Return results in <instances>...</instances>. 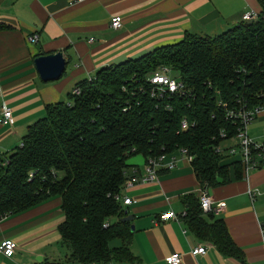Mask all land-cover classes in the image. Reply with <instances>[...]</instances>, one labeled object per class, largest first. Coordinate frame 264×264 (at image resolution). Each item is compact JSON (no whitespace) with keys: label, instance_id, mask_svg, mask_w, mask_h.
I'll return each mask as SVG.
<instances>
[{"label":"trees","instance_id":"1","mask_svg":"<svg viewBox=\"0 0 264 264\" xmlns=\"http://www.w3.org/2000/svg\"><path fill=\"white\" fill-rule=\"evenodd\" d=\"M157 66L176 71L190 95L149 97L145 76ZM74 87L77 95L46 104L20 144L0 154V219L58 196L63 253L55 264H137L129 248L131 221L122 220L128 212L115 198L127 177L125 160L184 147L200 188L241 177L238 159L225 161L213 150L223 140L219 131L231 136L236 127L216 100L228 107L238 99L247 108L264 105V6L254 19L218 34L186 32L175 43L100 67ZM182 117L195 125L180 131ZM181 201L183 221L197 238L244 263L223 219L202 212L199 193Z\"/></svg>","mask_w":264,"mask_h":264},{"label":"crops","instance_id":"2","mask_svg":"<svg viewBox=\"0 0 264 264\" xmlns=\"http://www.w3.org/2000/svg\"><path fill=\"white\" fill-rule=\"evenodd\" d=\"M263 6L264 0H0V154L20 144L26 127L43 115L46 104L66 101L75 84L98 68L175 43L186 32L218 34L240 21L244 12H252L254 19ZM113 15L121 17L118 29L109 26ZM33 32L37 39L28 43L26 36ZM57 51L65 60L64 70L59 78L44 82L33 59ZM1 106L10 109L11 123L1 122ZM263 130L264 108L246 125V134L263 142ZM143 161L140 154L130 156L126 175L132 169L142 175ZM156 175L155 181L120 189L131 199L124 207L132 215L129 248L137 264H171L165 259L170 254L180 255L177 264H264V166L246 174L241 170L240 178L207 188L215 201L224 202L217 217L242 251L244 263L197 238L182 217L159 220L162 213L180 214L185 209L182 195L199 193L190 164L180 160L172 169H158ZM250 191L255 192L253 197ZM60 204L53 196L0 219V241L11 238L16 243L12 256L0 253V264L58 262L63 253L57 231L64 217ZM200 245L205 253L194 254Z\"/></svg>","mask_w":264,"mask_h":264},{"label":"built area","instance_id":"3","mask_svg":"<svg viewBox=\"0 0 264 264\" xmlns=\"http://www.w3.org/2000/svg\"><path fill=\"white\" fill-rule=\"evenodd\" d=\"M80 1V0H75ZM254 17L252 12H244L241 14V20H250ZM121 25V17L119 15H113L110 17L109 26L113 29H118ZM37 39L35 32L30 33L26 36V41L28 43H33ZM171 71L170 67L167 66H157L153 70L147 73L145 76L146 91L148 96L155 99L156 101L161 100V98L167 97V95L176 96H189L191 90L182 79L177 76L176 78L170 77L169 73ZM139 89H142L141 86ZM79 93L78 88L73 87L70 94L77 95ZM232 106L228 107L226 103L222 102L220 99L216 100V105L222 106L224 108V117L229 120L230 124L235 126L234 134L231 136H226L223 130L219 131V137L224 140H231L232 143L222 145L217 144L213 147L216 153L225 155V158L238 159L242 164L243 173L246 174L248 170L256 169L264 166V141L255 142L250 139L246 134V125L252 119L254 114L259 110L264 108L263 106L247 108L244 101L240 99L236 100ZM169 108L168 106H166ZM1 122L11 123V113L10 109L6 106H1ZM190 126L189 120L182 117L179 121V127L182 130H186ZM264 134V130H263ZM184 160L190 164L192 160V155H190L186 148L178 147L169 153H161L156 156H148L144 159L143 163V174H138L137 170L132 169L130 175H127L122 186H131L135 182H145V181H155L157 179L156 172L158 169L169 170L176 166L180 161ZM5 163V160L2 162ZM250 196L253 197L255 192L250 191ZM115 198L121 200L124 205L129 204L131 199L129 197H123L120 194H116ZM199 203L202 212L204 213H214L218 214L224 209V202L222 200L215 201L208 193L207 189H199ZM186 210L184 209L180 214L175 213L170 210L168 212L162 213L159 216L160 221H166L169 219L178 220L179 217H184ZM264 233V229L262 230ZM16 248V243L11 238H3L0 241V253L10 257L13 255ZM194 254H204L206 248L204 245L195 247L193 250ZM166 261L171 264H177L180 262L181 257L179 254H170L167 256ZM93 264V263H90ZM104 264H117L114 262H106ZM127 264V263H124Z\"/></svg>","mask_w":264,"mask_h":264},{"label":"water","instance_id":"4","mask_svg":"<svg viewBox=\"0 0 264 264\" xmlns=\"http://www.w3.org/2000/svg\"><path fill=\"white\" fill-rule=\"evenodd\" d=\"M34 68L40 80L52 81L60 77L64 70L65 60L60 51L47 54H40L33 59ZM127 212V210H125ZM124 221H131L132 215L127 214L122 218ZM131 230H134V225L131 224Z\"/></svg>","mask_w":264,"mask_h":264},{"label":"rangeland","instance_id":"5","mask_svg":"<svg viewBox=\"0 0 264 264\" xmlns=\"http://www.w3.org/2000/svg\"><path fill=\"white\" fill-rule=\"evenodd\" d=\"M241 18V17H240ZM178 73L176 72V71H174V70H172L171 69V71H170V73H169V76L170 77H173V78H176L178 75H177ZM166 107V106H165ZM260 111V110H259ZM258 111V112H259ZM257 113V112H256ZM256 114H254V116H255ZM189 124H190V126H194L195 125V122L194 121H192V120H190L189 121ZM189 127V126H188ZM187 127V128H188ZM179 130L180 131H185V130H182V129H180V127H179ZM229 143H232V141L231 140H224L223 142H221V144L224 146V145H226V144H229ZM130 156H139V154H132V155H130ZM129 156V157H130ZM129 157H127L126 158V160L129 158ZM144 159V158H143ZM125 160V161H126ZM143 163H144V161H143ZM127 169V168H126ZM131 171V170H130ZM132 172V171H131ZM122 188V187H121ZM119 194L121 195V193L119 192ZM121 201V200H120ZM122 202V201H121Z\"/></svg>","mask_w":264,"mask_h":264}]
</instances>
